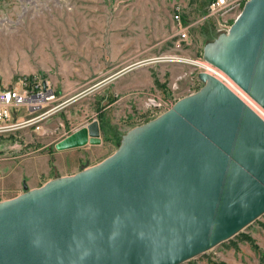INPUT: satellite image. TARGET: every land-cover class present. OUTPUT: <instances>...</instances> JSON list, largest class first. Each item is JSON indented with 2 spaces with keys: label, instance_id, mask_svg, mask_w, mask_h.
<instances>
[{
  "label": "water",
  "instance_id": "1",
  "mask_svg": "<svg viewBox=\"0 0 264 264\" xmlns=\"http://www.w3.org/2000/svg\"><path fill=\"white\" fill-rule=\"evenodd\" d=\"M202 58L264 109V0H247ZM197 79L99 164L1 200L0 264H182L264 214V122ZM102 131L94 120L56 148L99 145Z\"/></svg>",
  "mask_w": 264,
  "mask_h": 264
},
{
  "label": "rangeland",
  "instance_id": "2",
  "mask_svg": "<svg viewBox=\"0 0 264 264\" xmlns=\"http://www.w3.org/2000/svg\"><path fill=\"white\" fill-rule=\"evenodd\" d=\"M208 1L0 0V89L21 76L37 75L51 81L59 103L72 100L41 121L39 132L0 134V201L24 182L36 184L56 169L99 164L119 149L130 130L197 92L202 87L197 72L182 59L202 58L204 46L220 34L217 23L231 26L247 0H237L236 8L219 17L205 18ZM176 6L188 27L183 41L176 36ZM165 56L176 59L159 60ZM151 99L160 106L150 107ZM20 110L18 120L32 116ZM91 119L102 126L101 144L56 148L66 131ZM241 232L264 250V214ZM209 260L260 264L250 244L238 237L182 264Z\"/></svg>",
  "mask_w": 264,
  "mask_h": 264
},
{
  "label": "built area",
  "instance_id": "3",
  "mask_svg": "<svg viewBox=\"0 0 264 264\" xmlns=\"http://www.w3.org/2000/svg\"><path fill=\"white\" fill-rule=\"evenodd\" d=\"M236 3L237 0H209L206 6L207 14L205 18L219 17L236 8ZM242 6L238 9V12L241 11ZM173 21L176 27V36L180 41L185 40L188 27L182 21L179 6L174 8ZM217 26L216 31L220 34L227 33L230 28L227 23H217ZM175 59L170 56L159 58L164 62H171ZM182 60L193 66L197 74L205 73L220 82L264 122V109L225 73L200 57ZM59 100V93L50 80L37 75L19 77L14 85L0 89V134L4 135L19 129L41 131L42 126L39 125L41 121L57 113L72 101L59 103ZM149 105L154 108L160 106L152 99ZM21 108H26L32 116L21 121L18 120L21 118Z\"/></svg>",
  "mask_w": 264,
  "mask_h": 264
},
{
  "label": "crops",
  "instance_id": "4",
  "mask_svg": "<svg viewBox=\"0 0 264 264\" xmlns=\"http://www.w3.org/2000/svg\"><path fill=\"white\" fill-rule=\"evenodd\" d=\"M137 65H139V64H137ZM132 67H135V66H132ZM132 67H130L129 69L126 68L125 70H123L121 73H119V74H118L116 77H114V78H117V77L121 76L122 74H124V73H126V72H129V71H131V70H133ZM110 81H111V79H110V80H107L106 83H108V82H110ZM74 100H75V99H74ZM92 121H94V119L80 121V122H79L78 124H76L73 128H71V129H69L68 131H66V132L63 134V136H62V137L56 142V144H57L58 142H60L61 140H63L64 138H66V137H68L69 135H71L72 133H74L75 131H77L78 129H80V128H82V127H84V126L90 124ZM100 125H101V124H100ZM101 128H102V126H101ZM45 147H48V145L45 146ZM77 168H78V167H76L75 169H70L69 171H68V169H64L62 172L56 169V170L53 171L52 173L48 174V176L42 177V179L39 180L38 183H36V184H29V187H30V188L39 187V186L43 185L45 182H47L48 180H50V179H52V178H54V177L60 176V175H70V174H74V173H76V172H78V171L80 170V169H77ZM22 192H24L23 187H20V188L17 189V190L10 191V194H14V195L11 196V197H8V198L15 197V196H17L18 194H20V193H22Z\"/></svg>",
  "mask_w": 264,
  "mask_h": 264
},
{
  "label": "trees",
  "instance_id": "5",
  "mask_svg": "<svg viewBox=\"0 0 264 264\" xmlns=\"http://www.w3.org/2000/svg\"><path fill=\"white\" fill-rule=\"evenodd\" d=\"M183 23L185 24L184 21H183ZM234 237H238L240 240L249 243L250 246L252 247V249H254V251L256 252V255L258 257L260 264H264V250L260 249V247L255 243L254 239L250 235L239 232ZM229 240H231V239H229ZM222 243H224V242H222ZM208 264H228V263H225L222 261L216 262V261L209 260Z\"/></svg>",
  "mask_w": 264,
  "mask_h": 264
}]
</instances>
